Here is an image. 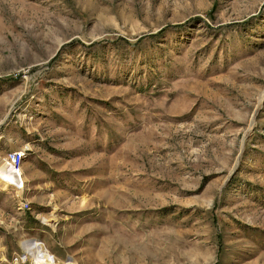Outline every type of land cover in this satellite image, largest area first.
I'll return each instance as SVG.
<instances>
[{
    "label": "rangeland",
    "instance_id": "obj_1",
    "mask_svg": "<svg viewBox=\"0 0 264 264\" xmlns=\"http://www.w3.org/2000/svg\"><path fill=\"white\" fill-rule=\"evenodd\" d=\"M23 148L0 264H264V0H0Z\"/></svg>",
    "mask_w": 264,
    "mask_h": 264
},
{
    "label": "built area",
    "instance_id": "obj_2",
    "mask_svg": "<svg viewBox=\"0 0 264 264\" xmlns=\"http://www.w3.org/2000/svg\"><path fill=\"white\" fill-rule=\"evenodd\" d=\"M26 151L27 150L25 148H23L22 150H7L5 155L3 156V161L5 162L7 169L11 172V174L19 178V182H17L16 180H12L10 186L14 188L17 193L21 194L24 190L22 161ZM25 202L26 201H23V204Z\"/></svg>",
    "mask_w": 264,
    "mask_h": 264
},
{
    "label": "bare ground",
    "instance_id": "obj_3",
    "mask_svg": "<svg viewBox=\"0 0 264 264\" xmlns=\"http://www.w3.org/2000/svg\"><path fill=\"white\" fill-rule=\"evenodd\" d=\"M3 160H4L3 157L0 156V174H1L0 184H2L4 188L6 186H9L12 180H16L17 182H19V178L11 174V172L7 169L6 164Z\"/></svg>",
    "mask_w": 264,
    "mask_h": 264
},
{
    "label": "crops",
    "instance_id": "obj_4",
    "mask_svg": "<svg viewBox=\"0 0 264 264\" xmlns=\"http://www.w3.org/2000/svg\"><path fill=\"white\" fill-rule=\"evenodd\" d=\"M17 148V147H16ZM16 148H14V149H16ZM2 192H3V190H2V188H0V194H2Z\"/></svg>",
    "mask_w": 264,
    "mask_h": 264
}]
</instances>
